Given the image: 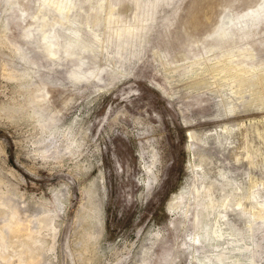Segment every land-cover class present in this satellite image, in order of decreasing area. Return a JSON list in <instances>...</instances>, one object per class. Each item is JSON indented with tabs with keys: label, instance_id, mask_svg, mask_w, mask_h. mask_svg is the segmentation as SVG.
I'll return each mask as SVG.
<instances>
[{
	"label": "rangeland",
	"instance_id": "1",
	"mask_svg": "<svg viewBox=\"0 0 264 264\" xmlns=\"http://www.w3.org/2000/svg\"><path fill=\"white\" fill-rule=\"evenodd\" d=\"M5 4L0 0V217L21 209L38 226L29 238L9 237L8 246L0 240V254L16 261L27 250L23 264L32 252L42 264H198L210 249L192 237L193 186L205 184L194 152L201 137L224 125H264V109L228 115L218 107L229 68L264 66V0H79L81 10L70 17L83 26L82 41L100 48L83 54L82 71L102 69L101 81L81 82L71 79L77 60L58 65L27 39L41 1ZM145 13L150 21L142 26ZM227 16L228 34L221 28ZM47 17L49 33L56 29L66 45L60 15ZM128 27L130 52L119 56L117 36ZM204 150L229 159L214 144ZM260 182L263 197L264 174ZM180 194L192 202L170 211ZM257 229L247 256L264 264V226Z\"/></svg>",
	"mask_w": 264,
	"mask_h": 264
},
{
	"label": "bare ground",
	"instance_id": "2",
	"mask_svg": "<svg viewBox=\"0 0 264 264\" xmlns=\"http://www.w3.org/2000/svg\"><path fill=\"white\" fill-rule=\"evenodd\" d=\"M40 1L42 3L39 8L40 14L34 16L29 21L30 24L28 27H33V25L37 26L33 31L27 34L30 45L39 46L43 50V53H45L50 60L58 62V65H63V63L68 60H77V70L71 75V79L74 82H81L91 78L101 81L100 75L102 69L98 72L94 70L89 73H84L82 71L85 64V53H97L100 48L98 44L95 45L94 43L95 47L92 49L88 44L83 42V33L81 32L83 26L79 21L72 20L70 17V14L75 11V9H80L78 5L79 0ZM5 2L8 9L20 6V0H5ZM102 7L103 6H101V8ZM52 11H55L61 17L59 27L66 30L68 38L67 44L64 42L66 45L62 44V34L60 35L56 29L51 27L53 30H51L50 33L47 30L49 26L47 16ZM150 11L151 9L147 12ZM145 14L146 15L141 20L142 26L150 21L149 14ZM224 23L225 25L221 28L224 33L228 34L231 32L228 30V26L232 22L228 17ZM89 24L87 23L85 26L90 28ZM4 28L6 30V26ZM128 29L129 27L118 33L117 38L119 42L117 43L119 44V56H124V54L129 51V46H131H127V43L123 44L124 37L127 35L126 33L131 31ZM246 29L248 30V27ZM92 30L95 29L93 28ZM93 32L94 31H92V33ZM93 36L95 40L101 41L98 32L94 33ZM101 48L103 47L101 46ZM14 50L17 54L21 55V59L24 60L25 63H29L28 65H31V63L35 64L29 60L27 55L23 54L21 47H17ZM133 50L132 48V51ZM249 62L250 61H248V63ZM229 69L232 70L230 73L231 75H228L227 77L229 78L225 80L230 83L224 86L226 91L222 93V98H224L218 104V107L228 115L246 111V109L253 108L254 106L256 109H264V95H261L262 92L260 89L264 87V66L260 65L251 68H238L234 66ZM8 75H10V78H16L12 72ZM25 76V74L22 75L23 78H25ZM27 76L31 77L30 74ZM225 77L223 76V78ZM243 91L250 94L249 102L245 101V94H243ZM40 102H43V100L35 104L39 105ZM244 126L243 124H239L238 126L224 125L222 128H219V130L215 132L212 131L207 138L203 139V137H201V139H199L201 146L197 148L198 151L194 152L199 162L196 167L200 169L201 177L205 184L203 185L202 183L201 186H198V184L193 186L194 193L192 194V205L195 207V212L192 222L195 233L192 237L195 244L210 249L203 259H199L201 258L199 256V258H196L198 264H257L254 256H247V253H251L253 250L251 245H255V234L260 229L257 228L259 225L264 226V194L263 197H260L259 191L257 192L261 184L260 176L264 174V172H261L260 167L262 166L261 164L264 163V142L261 138V136H264V125H258L256 122H253L249 129ZM207 144L210 146L214 144L217 151L216 153H221V156L227 154L229 158L228 161L224 162V159H221L215 153L206 152L204 150V145ZM192 147L194 148L195 145H192ZM244 162L249 166L247 170H242L240 166ZM150 171H152V169H150ZM260 173L262 174L260 175ZM246 187H248V190L245 191ZM186 199L191 201L192 198L185 197L183 194L175 195L173 202H169V210L173 211L177 209ZM188 209H190V206ZM31 217L32 216L27 214L26 211L16 208L12 209L4 219L0 217L2 224V227H0V240L5 241L6 246H8L7 242L9 237L26 236L29 238L34 233L36 226H38V222L36 220V222L32 221ZM23 251L22 256L27 255L29 252L27 250ZM22 256L18 257L19 259L15 261V258L8 259L9 256L5 258L0 254V264H23ZM40 261L41 259L38 258V256L36 257L32 252L24 264H42L43 260Z\"/></svg>",
	"mask_w": 264,
	"mask_h": 264
}]
</instances>
